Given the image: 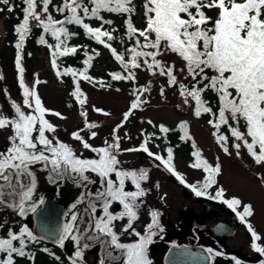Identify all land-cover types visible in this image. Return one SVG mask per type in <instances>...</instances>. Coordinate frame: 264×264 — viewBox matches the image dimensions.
Listing matches in <instances>:
<instances>
[{
	"label": "flooded vegetation",
	"instance_id": "1",
	"mask_svg": "<svg viewBox=\"0 0 264 264\" xmlns=\"http://www.w3.org/2000/svg\"><path fill=\"white\" fill-rule=\"evenodd\" d=\"M6 98L0 95V221H24L35 235L34 214L55 196L68 208L62 239L36 238L59 259L264 264V234L251 212L220 192L200 158L190 162L192 151L175 140L185 134L149 132L163 123L135 133L133 117L102 124L89 117L101 108L89 101L57 102V109ZM103 128L112 132L98 135Z\"/></svg>",
	"mask_w": 264,
	"mask_h": 264
},
{
	"label": "trees",
	"instance_id": "2",
	"mask_svg": "<svg viewBox=\"0 0 264 264\" xmlns=\"http://www.w3.org/2000/svg\"><path fill=\"white\" fill-rule=\"evenodd\" d=\"M0 13L18 61L46 51L76 94L86 84L126 87L138 107L154 85L141 73L160 78L193 104L225 153L264 165V0H0ZM149 132L185 134L178 147L216 180L189 121ZM0 236V264H68L24 221L0 223Z\"/></svg>",
	"mask_w": 264,
	"mask_h": 264
},
{
	"label": "rangeland",
	"instance_id": "3",
	"mask_svg": "<svg viewBox=\"0 0 264 264\" xmlns=\"http://www.w3.org/2000/svg\"><path fill=\"white\" fill-rule=\"evenodd\" d=\"M6 29L5 17L0 13V95L7 96L6 99L11 101L54 102L55 104L47 106H57V109H63L56 104L57 102L89 101L92 102L90 106L101 107L98 113L90 108L89 117L100 118L102 124L112 122L109 120L112 117H133L135 133L144 132L141 128L151 126L150 124L156 126L163 123L167 127H173L183 121H189L191 132L198 139V144L212 164L222 194L228 198L238 199L246 206L264 234V165H256L253 158L243 150L244 153L241 154L235 150L225 153L211 135V126L203 118L194 116L193 104L186 97L177 94L167 82L162 85L159 82L160 78L149 77L145 73H141V78H150L154 85L142 107H138L136 101L134 105L126 87L106 91L86 84L84 89L87 93L81 96L59 78L46 51L30 53L23 58L25 61H18L19 59L12 56L11 47L6 42ZM172 59L178 62L176 56ZM73 114L75 113H68ZM110 132H112L110 128H103L98 130V135Z\"/></svg>",
	"mask_w": 264,
	"mask_h": 264
},
{
	"label": "water",
	"instance_id": "4",
	"mask_svg": "<svg viewBox=\"0 0 264 264\" xmlns=\"http://www.w3.org/2000/svg\"><path fill=\"white\" fill-rule=\"evenodd\" d=\"M57 86H59L58 83ZM201 198L210 205L207 197ZM67 209V205L58 201L55 196L47 195L43 207L34 214L35 235L46 241L58 243L64 233L63 226Z\"/></svg>",
	"mask_w": 264,
	"mask_h": 264
}]
</instances>
